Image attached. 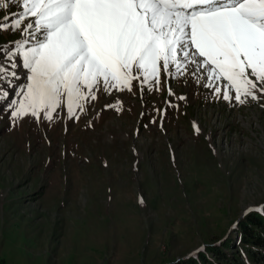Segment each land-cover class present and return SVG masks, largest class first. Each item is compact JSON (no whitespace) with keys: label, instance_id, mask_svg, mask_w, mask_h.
<instances>
[{"label":"rangeland","instance_id":"obj_1","mask_svg":"<svg viewBox=\"0 0 264 264\" xmlns=\"http://www.w3.org/2000/svg\"><path fill=\"white\" fill-rule=\"evenodd\" d=\"M33 19L0 30V50ZM16 71L0 81L10 94H0V264L176 263L263 213L264 94L239 104L216 98L202 72L200 83L161 72L159 90L133 80L131 91H97L72 118L65 99L52 120L13 121L27 83L22 62Z\"/></svg>","mask_w":264,"mask_h":264},{"label":"snow or ice","instance_id":"obj_2","mask_svg":"<svg viewBox=\"0 0 264 264\" xmlns=\"http://www.w3.org/2000/svg\"><path fill=\"white\" fill-rule=\"evenodd\" d=\"M17 2L19 13L0 5L9 9L0 16V30L16 31L34 19L15 49L0 50L7 60H0V81L10 85L19 79L21 62L27 70L19 99L9 105L13 121L26 115L39 119L41 113L52 120L65 99L72 118L97 99V91H131L133 80L141 89L159 90L161 72L173 78L188 74L197 83L202 72L216 98L239 104L264 94V0ZM29 39L33 43L25 48Z\"/></svg>","mask_w":264,"mask_h":264},{"label":"trees","instance_id":"obj_3","mask_svg":"<svg viewBox=\"0 0 264 264\" xmlns=\"http://www.w3.org/2000/svg\"><path fill=\"white\" fill-rule=\"evenodd\" d=\"M235 230V240L228 236L219 246L169 264H264V211L244 215Z\"/></svg>","mask_w":264,"mask_h":264}]
</instances>
